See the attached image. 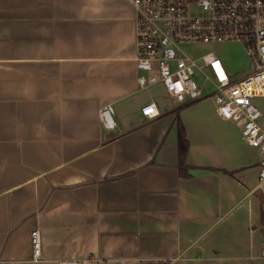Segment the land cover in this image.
Masks as SVG:
<instances>
[{"label":"crops","instance_id":"0c3cea01","mask_svg":"<svg viewBox=\"0 0 264 264\" xmlns=\"http://www.w3.org/2000/svg\"><path fill=\"white\" fill-rule=\"evenodd\" d=\"M235 46L215 55L248 73ZM140 75L128 0H0V264H264L262 155L213 99L174 104Z\"/></svg>","mask_w":264,"mask_h":264},{"label":"built area","instance_id":"2783aa9c","mask_svg":"<svg viewBox=\"0 0 264 264\" xmlns=\"http://www.w3.org/2000/svg\"><path fill=\"white\" fill-rule=\"evenodd\" d=\"M135 12L137 70L141 88L160 87L174 104L203 100L193 81L195 70H209V81L221 119L233 123L248 147L262 155L256 191L264 195V0H128ZM239 45L249 72H229L213 53L195 57L189 48ZM202 61L203 67L198 68ZM148 120L160 117L156 105L142 108ZM105 130L116 127L113 111L100 112ZM33 258H41V242L33 233ZM69 264H78L70 262Z\"/></svg>","mask_w":264,"mask_h":264},{"label":"rangeland","instance_id":"374dc122","mask_svg":"<svg viewBox=\"0 0 264 264\" xmlns=\"http://www.w3.org/2000/svg\"><path fill=\"white\" fill-rule=\"evenodd\" d=\"M235 47H236L235 45H230V46L228 45V46H222V47H217V48H210V49L208 48L206 51L213 52L214 54L215 53L217 54V51L219 50V48H227L225 50L227 52L229 50L234 51L235 49L233 50L232 48H235ZM191 50H193L192 52L195 55H199V53L201 51H203L204 48H193ZM228 59H229V62L231 63V67L235 68L236 66H232V64L237 63V61H238L237 58L232 55L231 57L228 56ZM202 67H203L202 61L198 62V68H202ZM234 71H236V69H234ZM211 79H212V75H211L209 70H203L202 72H200L197 69L195 70V75L193 76V81L197 84V86L202 91V93L204 95H206V98H210V99L214 100V98L212 97L213 92H212V89H211V86L209 83V81ZM256 104L259 106V108L262 110V112L264 114V100L258 99V100H256ZM182 105H184V104H182Z\"/></svg>","mask_w":264,"mask_h":264},{"label":"trees","instance_id":"16d2710c","mask_svg":"<svg viewBox=\"0 0 264 264\" xmlns=\"http://www.w3.org/2000/svg\"><path fill=\"white\" fill-rule=\"evenodd\" d=\"M207 99V98H205ZM210 99V98H208ZM201 100L195 101L199 102ZM178 129H179V136H178V143H179V172L180 176L182 177H190L189 175V166L187 165V156L189 152V142L186 139L185 133H184V127L183 125L179 122L178 123ZM261 226L264 229V217H262L261 220ZM264 233V230H262Z\"/></svg>","mask_w":264,"mask_h":264}]
</instances>
